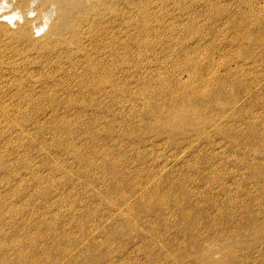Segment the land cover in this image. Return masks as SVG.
I'll use <instances>...</instances> for the list:
<instances>
[{
	"label": "rangeland",
	"instance_id": "obj_1",
	"mask_svg": "<svg viewBox=\"0 0 264 264\" xmlns=\"http://www.w3.org/2000/svg\"><path fill=\"white\" fill-rule=\"evenodd\" d=\"M0 77V264H264V0H0Z\"/></svg>",
	"mask_w": 264,
	"mask_h": 264
},
{
	"label": "bare ground",
	"instance_id": "obj_2",
	"mask_svg": "<svg viewBox=\"0 0 264 264\" xmlns=\"http://www.w3.org/2000/svg\"><path fill=\"white\" fill-rule=\"evenodd\" d=\"M20 2H21V3H26V0H20ZM29 35H30V34H29V31H27V32H26V36H29ZM0 78H1V77H0ZM148 92H149V91H148ZM176 95H177L178 100H181V99L186 100V98H185L183 92H182V93H180V92H176ZM188 97H190V94H188ZM4 107H6L5 104H4ZM6 108H7V107H6ZM2 111H5V110H3V108H2ZM254 137H255V136H254ZM254 141H258L256 137L254 138ZM177 186H178V183H173V184L171 185V187L169 188V192L172 193V190H174ZM261 228H264V224H262Z\"/></svg>",
	"mask_w": 264,
	"mask_h": 264
}]
</instances>
